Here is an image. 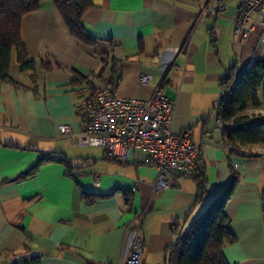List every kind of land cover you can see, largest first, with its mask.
Here are the masks:
<instances>
[{
    "label": "crops",
    "instance_id": "obj_1",
    "mask_svg": "<svg viewBox=\"0 0 264 264\" xmlns=\"http://www.w3.org/2000/svg\"><path fill=\"white\" fill-rule=\"evenodd\" d=\"M219 1L222 10L205 14L208 0H91L81 17L89 39L69 31L52 0L21 16L33 70L20 67L13 48L0 82V264L22 255H38V264H122L137 224L139 264H176L166 257L171 225L185 229L233 175L224 212L235 239L223 255L229 264H264V140L232 147L212 108L226 68L264 56L261 30L239 41V0ZM141 73L150 80L140 82ZM107 85L133 98L161 87L174 99L172 132L187 129L199 144L201 198L188 176L154 190L156 169L141 148L118 158L77 143L74 100ZM61 124L70 135L57 134Z\"/></svg>",
    "mask_w": 264,
    "mask_h": 264
},
{
    "label": "trees",
    "instance_id": "obj_2",
    "mask_svg": "<svg viewBox=\"0 0 264 264\" xmlns=\"http://www.w3.org/2000/svg\"><path fill=\"white\" fill-rule=\"evenodd\" d=\"M41 0H0V82L8 78L11 50L14 48L20 67L33 70V61L26 55L20 38L21 16L39 7ZM64 18L69 31L75 36L89 39L81 17L91 6V0H52ZM219 1V0H218ZM219 94L213 103L223 129L225 140L236 147L264 140V112L248 113L249 108L264 103V56L255 53L244 66L233 64L226 68L219 82ZM260 90L262 96H260ZM197 198L205 192V177L198 171ZM236 176L206 205L190 224L183 229L180 223L171 225L174 242L166 248V257L176 264H229L222 252L226 242L235 235L229 227L224 204L231 194ZM38 255H22L12 264H38Z\"/></svg>",
    "mask_w": 264,
    "mask_h": 264
},
{
    "label": "built area",
    "instance_id": "obj_3",
    "mask_svg": "<svg viewBox=\"0 0 264 264\" xmlns=\"http://www.w3.org/2000/svg\"><path fill=\"white\" fill-rule=\"evenodd\" d=\"M224 8L218 0H208L205 14ZM258 25L261 30L257 50H264V0H239L234 17L233 32L244 41ZM140 82L150 80L141 73ZM81 118L79 145H101L107 156L127 158L132 148L147 152L145 159L155 166L152 188L165 189L174 185L177 175L194 177L200 170L199 144L187 129L171 130L175 101L156 87L149 98L121 96L113 86H102L73 102ZM57 134L70 135L68 124L58 126ZM98 174H94L97 180ZM133 190L135 187L132 188ZM129 241L122 264H139L141 241L139 225Z\"/></svg>",
    "mask_w": 264,
    "mask_h": 264
},
{
    "label": "rangeland",
    "instance_id": "obj_4",
    "mask_svg": "<svg viewBox=\"0 0 264 264\" xmlns=\"http://www.w3.org/2000/svg\"><path fill=\"white\" fill-rule=\"evenodd\" d=\"M248 113H252V112H254V113H258L259 111H258V109L257 108H249V109H247L246 110ZM262 112H264V111H261V113ZM95 147H100V146H95Z\"/></svg>",
    "mask_w": 264,
    "mask_h": 264
}]
</instances>
